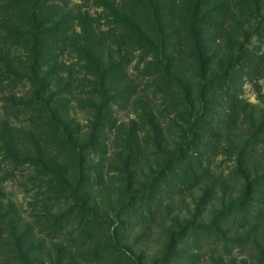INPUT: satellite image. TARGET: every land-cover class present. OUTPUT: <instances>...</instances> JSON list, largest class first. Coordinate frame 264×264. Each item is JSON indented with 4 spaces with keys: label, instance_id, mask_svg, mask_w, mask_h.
Wrapping results in <instances>:
<instances>
[{
    "label": "rangeland",
    "instance_id": "374dc122",
    "mask_svg": "<svg viewBox=\"0 0 264 264\" xmlns=\"http://www.w3.org/2000/svg\"><path fill=\"white\" fill-rule=\"evenodd\" d=\"M69 1L78 35L89 17L105 27L96 0ZM211 2L226 7L204 42L207 69L226 80L209 86L202 105L196 69L178 65L192 117L181 94L156 88L157 70L138 65V52L124 78L114 73L102 86L68 42L62 72H39L45 95L64 102L65 147L34 104L30 48H11L0 61V214L10 223L0 227V264H27L21 254L29 264H264V0ZM183 51L188 61L193 51ZM99 54L106 63L107 51ZM31 134L45 167L4 151L13 140L23 158L34 150ZM11 226L24 237L20 252Z\"/></svg>",
    "mask_w": 264,
    "mask_h": 264
},
{
    "label": "trees",
    "instance_id": "16d2710c",
    "mask_svg": "<svg viewBox=\"0 0 264 264\" xmlns=\"http://www.w3.org/2000/svg\"><path fill=\"white\" fill-rule=\"evenodd\" d=\"M69 2V0H7L4 3L6 5L0 8L3 15L0 17V61H6L11 48L24 45L30 48V57L27 60L30 64L28 74L31 76V84L36 87L35 98L38 100L34 104L38 106L36 109L44 116L48 126L62 137L60 141L65 147L70 145L72 135L61 111L64 102L58 99V92L47 96L49 82L44 77L39 80V72L43 67H48L52 75L55 72L58 75L62 72L59 55H62L68 42L77 58L84 64L83 68L88 71V75L94 80L99 78L102 86L114 73L124 78L129 56L138 52L141 59L138 65L143 63L146 69L157 70L154 75L156 88L163 90L161 92L168 97L177 92L181 94L182 101L179 99V106H186L191 117L195 106L189 95L191 91L187 89L183 78L177 72L178 65L186 63L188 66L191 65L192 69H196L200 87L197 101L202 105L204 104L202 98L205 100L210 85L220 84L219 87L224 85L226 80L224 75L212 77V74H208L211 73L207 68L213 55L204 42L209 43V39H212L211 31L214 28L211 24L224 12L225 3H212L211 0H96V8L102 9L105 14L103 19L105 27L97 24L94 28L89 17L87 22L89 29L86 30L88 32L85 33L82 22L80 25L82 35H78L72 24L79 20L80 16H75L73 10L69 8ZM218 27L219 25L216 29L219 30ZM188 47L193 52L190 59L183 62V50ZM4 49L7 50L6 53L1 52ZM104 49L108 53L106 63L99 54ZM113 55H117L116 60ZM112 82L118 83L117 79ZM188 122L190 124V121ZM4 131L5 129L0 134ZM31 135L34 150L24 154L23 158L15 154L17 145L13 140L3 143L4 151L14 162L25 163L36 169L39 164L45 167V163L38 162V139L34 134ZM0 140L2 143L4 138ZM57 178L60 187L61 184L70 187L62 174L57 173ZM250 188L252 187L247 189L249 196ZM70 191L72 194L71 187ZM241 202L244 203L245 199ZM244 207L242 204L239 206ZM4 224L10 223L7 215L2 213L0 227ZM10 229L14 244L20 252L24 246L21 245L24 237L16 235L17 230L14 226ZM25 256L21 254V259L29 264L24 259Z\"/></svg>",
    "mask_w": 264,
    "mask_h": 264
}]
</instances>
